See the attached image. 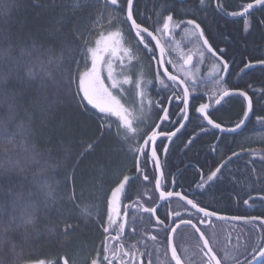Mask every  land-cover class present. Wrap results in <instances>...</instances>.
I'll return each mask as SVG.
<instances>
[{
    "label": "trees",
    "instance_id": "16d2710c",
    "mask_svg": "<svg viewBox=\"0 0 264 264\" xmlns=\"http://www.w3.org/2000/svg\"><path fill=\"white\" fill-rule=\"evenodd\" d=\"M238 1L248 0H228L226 6L236 5ZM76 3L86 6L75 8L73 5ZM197 3L199 0H135V17L138 22L149 17L156 21L157 14L171 11L177 19L183 20L196 18L197 13L208 17L206 29L211 32L214 42L229 45L232 54L254 57L264 50V30L254 26L250 34L245 36L240 24L221 22L219 16L208 11L213 9L211 2V6L201 9ZM125 5L126 0H120V6ZM120 6L115 7L119 14ZM109 7L105 6L104 0H3L0 3L2 264H17V257L11 252L8 241L15 244L21 260H57L64 256L72 260L78 252L85 253V258L89 259L105 236L102 225L107 223V197L110 189L123 174H135L138 177L139 181L134 180L131 185L135 192L134 202L139 201L141 204L143 189L140 183L143 181L140 174L135 172V154L130 150L136 141L130 145L124 142L121 136H117L113 124L111 132L105 133L104 139L94 151L81 155L86 144L99 135L100 114L94 109L84 111L78 104V98L73 96L76 83L72 78L78 67L73 62V56L80 61L79 68L82 67L84 55L80 49L83 41L74 45L76 51L73 55H69L64 41L71 39L76 28L90 41L97 22L108 13ZM262 11L261 17L264 18V8ZM126 25L123 22V26ZM144 59L149 62L151 80H156L152 59ZM159 85L158 81H154V88L150 92L153 101L160 100L161 109L148 110L149 116L139 126L142 132L153 128L167 103L169 89ZM180 123L177 121L170 129L168 122H165L162 129L166 132L175 131ZM185 129L171 143L161 166L167 181L172 174H177L176 180L179 179L183 186L180 191L187 195V191L194 188L190 184L195 178V170L190 164L196 154L184 150V145L176 144L180 140L189 139L188 134L184 133ZM10 139L12 142H9ZM165 142V139L158 141L160 151L165 147ZM257 156L256 162L253 157H246L248 166L259 167L255 172L241 170L229 176L232 179L228 178L221 187L225 192L224 198H219L221 191H214L208 193L209 197L204 201L193 199L223 216L235 215L232 211L234 200L238 196L242 198L241 194H245L250 187H257L259 182L264 183V159ZM147 162L144 161L146 169ZM174 167L180 169L173 172L170 168ZM147 174L153 178L151 185L155 187V170ZM238 190L243 192L240 194ZM153 194L158 201L155 188ZM183 207L186 208L173 200L170 210L181 212ZM85 208L90 215L82 211ZM142 215L144 219L152 220L150 215L143 212ZM183 217L188 218V215ZM28 218H32L34 223L26 224ZM192 219L195 223L196 219ZM64 221L77 225V229L64 235L61 231ZM229 225L227 222L216 221L204 229L207 235L209 230L211 235L215 233V239V236L220 238L217 242L214 239V249H223L228 245L231 239L227 227ZM128 226L136 225L130 221ZM136 233L140 234L138 231ZM185 233H189L193 253L200 260L196 249L199 242L197 233L191 227L184 226L177 234L178 239Z\"/></svg>",
    "mask_w": 264,
    "mask_h": 264
},
{
    "label": "snow or ice",
    "instance_id": "6c2138e0",
    "mask_svg": "<svg viewBox=\"0 0 264 264\" xmlns=\"http://www.w3.org/2000/svg\"><path fill=\"white\" fill-rule=\"evenodd\" d=\"M3 3V0H0ZM105 6H120V0H104ZM200 5H204L206 0H199ZM39 6V5H37ZM76 3L73 5L75 8L84 7ZM218 7H221L218 5ZM256 8H264V0H250V2L244 3L240 6L239 11H232L228 13L233 17L243 18V31L248 33L254 26V22L250 19L252 10ZM120 16H113L112 13L108 14V24L114 30L104 31L101 30L96 33L94 41L90 42L83 34L80 33L79 28H76L72 32L71 39H65L64 43L68 49L69 55H73L76 51L74 45L83 41L81 52L84 55V68L80 70V61L75 60L73 56V62L78 65L76 75L72 78V81L76 83V91L73 94L74 98H78V104L84 111L96 110L99 116V135L88 142L84 147V151L81 155H86L96 149L100 142L104 139L105 133L111 132L113 124L116 127L117 136H122L125 142H130L136 139V144L130 150L135 153V172L140 174L143 181L150 182V176L141 168L140 157H144L146 160L151 159L154 163L156 171L159 173L154 177L155 191L159 192L160 200H169L172 197H177L180 201H184L186 206H190L192 211H187L188 218H184L179 211L169 212L164 219H161L157 213L156 207L143 206L139 201L135 202L137 208L141 209L144 213H149L156 216L155 227H158L165 233V239L167 241V248L164 251V256H169V264H185L184 259L178 253L177 246L173 243V234H176L181 226H190L198 234V243L196 244L197 254L200 256V264H264V236L260 239V245L258 248L253 247L251 258L247 257L244 261H240L233 253L230 244L226 245L223 249H214V233L209 236L202 230L201 226L211 227L213 224L212 218L216 219H230L233 221H247L257 222L259 221V229L264 230V216H231L226 217L220 215L216 210H209L206 206H201L194 199H190L186 194L174 190H162L161 180L165 177V174L161 168L160 159L157 153L156 141L160 136H166L169 140L174 137L181 128L185 127L183 123H180V127L175 131L163 132L158 131L160 125L157 124L150 131L142 132L139 125L143 123L139 114H143L146 106H151L152 101H146V93L144 90L145 83H151V81H145L144 73H133L131 69L134 67V61L137 59L136 49L132 47L123 46L126 41L124 40V33L120 27L115 26L114 21L122 19L123 22L128 23L131 31L134 32L137 38V43L142 45L143 48L151 54V59L156 61L155 79L163 85L165 88L172 89V97L175 100L180 101L183 104V108L180 111L184 114L183 119H188L187 109L189 108V101L192 98L193 93L197 91L199 81L194 78V74L190 72V68L193 65L194 58H199L200 62L206 58L207 55L215 58L216 63L212 64L209 76L214 83V89L209 95L208 102L200 103L196 107L195 111L202 118V122H206V125L211 126L214 129L219 130L222 133H236L237 130L242 127H246L247 122H250L251 116L255 115V107L253 96L249 95V91L241 89L239 87H230L226 82V76L230 74V62L225 59L226 49L213 46L210 43L209 38L205 34L204 28L196 18L189 19H177L175 14L171 11H167L166 14H157L158 19L153 22L151 26L143 22H138L135 17L134 0H126L125 6H120ZM101 17L103 13L100 14ZM64 19V17H61ZM151 19V18H149ZM97 26L103 29V26L97 22ZM255 26H258L261 30H264V18H259L255 21ZM176 29H180L184 35L188 38L189 43H193L196 47V51L185 50L179 45L176 46L175 59H167V56L172 54L173 49L168 45L171 44L170 37L173 35ZM59 31V29H57ZM149 37L150 40H147ZM155 44L152 45L151 42ZM159 52V56L156 52ZM110 53V55L119 61V72L116 71L111 60L107 61V77L106 79L111 82L110 87L105 84L104 78L101 76L100 62L103 60L101 53ZM62 59V57H61ZM168 65L171 66V70ZM259 68L264 71V58L247 59L243 62V66L239 69L240 73H245L247 70H254ZM223 73V74H221ZM119 77H122L120 79ZM129 86V88H125ZM115 89L120 95L114 94L110 90ZM248 89H252L253 95L256 94L252 84L247 85ZM129 89L135 90V96L132 100L131 106L122 102L123 94ZM259 95L264 98V89L259 90ZM233 96L242 97L245 104L242 111V116L236 121L232 127H226L222 123L217 122L212 118L210 109L215 105H221L226 98ZM91 106V108H89ZM163 116L160 117L161 121L168 120L169 111L167 108H162ZM115 118V120H113ZM257 123L264 125V115L256 116ZM207 131V128L202 126L201 132ZM198 134H194L188 141L186 146H190L195 142ZM219 139V137H217ZM12 142V139L9 140ZM251 156L260 155L261 159H264V148L260 149H242ZM167 152V147H165ZM240 153L232 152V155L211 170L205 177L203 174L200 177V182L196 185L197 188L203 189L209 182H214L220 176H222V170L231 163L232 157L239 156ZM255 172V169H253ZM138 177L128 174H123L115 185L110 189V193L107 197V223L102 225L104 239L101 241L100 246L95 250V253L90 256L87 264H144L143 257L149 256L151 253L147 250L141 251L139 242L126 243L124 240L125 229L128 227V213L127 211L121 213L118 205L121 203L122 198H125L126 188ZM172 185L177 184V180L173 177L171 181ZM74 198V193H73ZM249 199H245L243 203L249 205ZM264 200V197H261ZM85 214L90 215L87 208L82 210ZM202 214V215H199ZM123 218L121 219V217ZM196 216V222H193L192 217ZM169 217L171 219L169 220ZM166 220H169L166 223ZM26 224H33L32 218H28L25 221ZM135 218H133V224ZM59 228V225L56 226ZM77 225L69 224L64 221V227L61 229L64 235H68L70 231H75ZM135 232V228H132ZM158 234L145 233V240L157 241ZM243 237L238 236L237 241L242 240ZM3 237L0 236V241ZM11 244V252L17 257V264H74L69 257H60L57 260H49L45 258H35L21 260L20 254L16 253V246ZM239 245H237L238 251ZM145 249L147 245L145 244ZM185 251H187L185 249ZM2 264V261H0ZM147 264H152L151 259Z\"/></svg>",
    "mask_w": 264,
    "mask_h": 264
},
{
    "label": "flooded vegetation",
    "instance_id": "af4514ba",
    "mask_svg": "<svg viewBox=\"0 0 264 264\" xmlns=\"http://www.w3.org/2000/svg\"><path fill=\"white\" fill-rule=\"evenodd\" d=\"M228 0H206V3L204 5H200V3H197L198 8H205L206 6H211L212 8L208 11L218 17V19L223 21L224 23H232V24H240L242 28L243 34L247 36L250 34L251 30L254 29L255 21L259 18H262L261 15H263L262 8L254 9L251 12L250 19L253 20L254 26L253 28L248 32L245 33L243 31V18L241 17H233L231 15H228V13L232 11H239L240 6L244 3L250 2L248 1H238V4L231 5L229 4L226 6V2ZM211 2V3H210ZM220 5L221 7H218ZM213 10V11H212ZM211 17V16H210ZM151 18V19H149ZM149 18H142V22L146 23L147 25L151 26L154 22L152 20V17ZM196 19L198 22L201 23V26L205 30L206 36L209 38L210 43L213 44L214 47L217 49L224 48L226 49L225 52V59H227L230 62V74L227 75L226 82L228 86L230 87H239L241 89H245L249 91V95L253 96L254 100V107H255V115L251 116L250 122H247L246 127H243L240 131H237L236 133H222L217 129L212 128L211 126L206 125V122H202V118L200 115L195 111L196 107L199 106L200 103H206L208 102L209 95L214 89V83L212 82L209 72L211 71L212 64L216 63L215 58L211 57L210 55H207L206 58L203 60V62L199 61V58H194L193 65L190 68V72L194 74V78L199 81V85L197 88V91L193 93L192 98H190L189 101V108L187 109L188 119L184 120L183 116L184 114L180 111L181 108H183V104L180 103V101L175 100V98L172 97V89L171 88H165L166 90L169 89V97L168 100L171 98L172 104L169 109V114L171 116V120H168L165 122H168L170 129L174 126V124L178 121L181 123L187 122L186 129L184 131L185 134H188L189 139L194 135L198 134L197 138L195 139V142L191 144L190 146L187 145V141L180 140V143H176L178 146L184 145V150H189L190 152H194L196 155H194L193 160L191 161V167L194 168L195 171H193V174L195 175L194 180H192L190 186H194L193 190L187 191V196L191 199H201L202 201L205 200V198L208 196V193H213L214 191L220 192L219 198L222 199L225 196L224 190H222L223 184L227 181V179H232L231 176L235 172L238 171H253V169H258L259 167L256 166L254 168L253 165H247L248 162H246V157H253L254 162L257 161L258 156H251L247 152L242 151V149H260L264 148V125H261L257 123L256 116L258 115H264V98H261L259 95V90L264 89V76H260V74H264V71L260 70L259 68H256L254 70H247L245 73H240L239 69L243 66V62L247 59H258V58H264V50L261 51L260 55H256L254 57H247L243 54H232L231 51H229V45H226L224 43H217L214 42L212 36L210 35L211 32H209L206 29V23L208 20V17H202L201 15L196 13ZM218 20V21H219ZM221 21V22H222ZM125 28H128L127 35H124V38L126 39V47H132L136 49V53L143 52V55H146L147 58L151 59V54L148 53L142 45H139L137 43V38L135 37V34L133 31L130 30L129 25L127 23ZM125 29L123 28V31ZM147 40H150L149 37H146ZM171 44L168 45L173 49L172 54L170 56H167V59H175L176 55V46L179 45L181 48H184L185 50H192L193 52L196 51V47L193 43H189L188 38L184 35V33L180 29H176L173 35L170 37ZM152 45L155 44L154 41L151 42ZM156 55L159 56V52L157 50ZM152 67L153 70H156V61L152 60ZM169 69L171 70V66L168 65ZM257 72V73H255ZM223 74V73H221ZM263 80V81H261ZM252 84L254 89H256V94L253 95L252 89H248L247 85ZM154 88V87H153ZM158 99L157 101H152L154 107L153 108H159L161 109V104ZM166 105L163 107L165 108ZM244 100L242 97L239 96H233L231 98H226L224 102H222L221 105H215L212 109H210L211 116L213 119H215L217 122L222 123L226 127H232L233 124L238 121V119L242 116V111L244 107ZM151 107V109H153ZM150 109V110H151ZM163 114V111L161 115ZM161 117V116H160ZM159 117V119H160ZM147 118V114L144 118V120ZM153 118V117H152ZM158 119V120H159ZM158 120L156 121V124H158ZM163 122V123H165ZM163 126V125H162ZM162 126L159 131H163ZM204 126L207 128V131L201 132V127ZM166 132V131H163ZM170 132V130H169ZM181 134V133H180ZM179 136V135H178ZM177 136V137H178ZM219 137V139H217ZM176 138V137H175ZM174 138V139H175ZM160 139H165V147H167L169 144V139L166 136H161L156 141V147H157V153L162 161L166 158L167 153L171 147V143L174 141H171V145L168 149V151L165 153V147L163 150L160 151L161 145H157L158 141ZM163 151V152H162ZM240 153L237 157H232V161L226 168L222 170V176H220L217 180L214 182H209L205 185L203 189H199L196 187V185L200 182V177L203 174L205 177L207 174L214 170L216 166H218L222 160H225L227 157L232 155V152ZM162 152V153H161ZM181 152V150H180ZM259 155V154H258ZM140 165L144 168H142L144 171H151L155 170V176L157 175V171L155 169L154 163L151 161V159H147V167L146 169L144 167L146 160L144 157L140 158ZM199 159V160H198ZM170 161V158H169ZM168 161V164H169ZM252 161V160H251ZM200 163V164H199ZM242 169L240 168L242 165ZM180 168L174 167L170 168L171 171H178ZM163 170V167H162ZM177 174H172V177L167 181L165 177L161 180V186L162 190H174L179 191L182 190L183 186L179 183V179L177 180V184L175 186L172 185L171 181L173 177L176 179ZM139 181L138 179H135ZM143 181V179H142ZM261 184V185H260ZM141 188L143 189V196L140 197L141 204L145 207L151 206L157 208V213L161 219H164L166 214L171 212L170 205L173 200H176L182 203L178 199L167 200L163 202L164 204H161V206H157L160 199L159 194L157 191L156 195L158 198V201H156V198L153 194V187L150 182L140 183ZM249 187V186H248ZM258 189V190H257ZM264 189V183L259 182L257 187H250L248 190H246L245 194H241L242 192H238L241 194L242 198L239 196L234 200L232 207V211L235 215H229V216H264V200H261V197H264V191L260 190ZM255 190H257L255 192ZM135 192L133 189V186L130 185L126 188V194L125 198H122L121 200V206L120 211L121 213L127 211L128 213V225L131 221V224H133V218H135V230L138 231L140 234L133 232V227H127L125 229V235L124 240L126 243H134L139 242L140 244V250L141 251H149L151 253L149 256H144V264H147L148 260L151 259L152 264H169V258H170V251L169 256H164V251L167 248V241L165 239V233L161 231L158 227H155V217L149 213H146L150 215L152 218L151 221H148L144 219V215H142V210L137 208L135 205V202L133 199H135L134 196ZM246 195V196H245ZM256 195V196H255ZM209 197V196H208ZM251 197L252 199L249 200V205H245L243 201L245 199H249ZM211 204V203H210ZM185 206V205H184ZM186 207V206H185ZM217 209V207H214ZM187 211H192L190 208L187 209ZM186 208L183 207L182 211L180 212L182 216L187 215ZM194 212V211H192ZM223 212V211H222ZM144 213V212H143ZM123 218V216H122ZM193 218L196 219V216H193ZM171 217H169V220ZM169 220H166V223L169 222ZM231 225L227 226L229 230V238H231L228 242V245L230 244L231 249L233 253L236 255V258L240 261H244V259L247 257L248 259L251 258L252 248L256 247L258 248L260 245V239L262 236H264V230L259 229L260 222H227ZM213 225V224H212ZM205 228L204 226H202ZM182 228V227H181ZM178 229L177 233L174 235V244L177 246L178 253L181 255V257L184 259L185 264H200V260L198 257L195 256L192 250L191 246V239L189 236V233H185L181 238L178 239V232L181 230ZM208 228V227H207ZM151 233V234H158L157 241H151V240H145V233ZM215 234V233H214ZM134 235V236H133ZM241 236L243 237L242 240L237 241V237ZM215 241H219L220 238L215 236ZM133 238V239H131ZM178 239V240H177ZM145 244L147 245V249H145ZM237 245L238 251H237ZM185 249L187 251H185Z\"/></svg>",
    "mask_w": 264,
    "mask_h": 264
},
{
    "label": "rangeland",
    "instance_id": "374dc122",
    "mask_svg": "<svg viewBox=\"0 0 264 264\" xmlns=\"http://www.w3.org/2000/svg\"><path fill=\"white\" fill-rule=\"evenodd\" d=\"M115 7H117V6H111V5H110L109 10H108V13L105 14V15L101 18L102 20H100L99 24L103 26V29H101V27H98V26L94 29L95 31H94L93 35L90 37V41H91V42L94 41V39H95V35H96L97 32H99V31H101V30H104V31L114 30V28L110 27L109 24H108V14H109V13H112L113 16H120L121 14H119V13L116 11ZM114 24H115V26L120 27L122 31H123V28H124L125 30L123 31V33H124V35H125V34L127 35V33H128V28H125V27L123 26V20H122V19H120V20H115V21H114ZM124 40L126 41L125 38H124ZM125 45H126V43H125L123 46H125ZM125 47H126V46H125ZM101 55L103 56V60L100 62L101 76H102V78H104V80H105V84L108 85V86L110 87L111 82L108 81V80L106 79V77H107V61H109V60L112 61V63H113V65H114V67L116 68V71H117V72H119V70H120V68H119V61H118L117 59L113 58V57L110 55V53H104V52H102ZM144 56L147 58L146 55H144ZM144 56L141 54V52L137 54V59L133 62V63H134V67L131 69V71H132L133 73H136V74H139V73L143 72V73H144V79H145V81H151V83H145V85H144V90H145V93H146V101H145V103H146V105H147V100H151V101H153V99H152L153 96H152V93L150 92V90L153 89V87H152V86H153V82H154V81H158V80H151L150 75H151L152 73H149V71H150V70H149L150 65H149V62H148L147 60L144 59V58H145ZM84 61H85V58L83 59V62H84ZM83 68H84V63H83V65H82V67H80V70H83ZM149 74H150V75H149ZM119 78L122 79V77H119ZM159 84H160V83H159ZM159 86H160V87H164V86L161 85V84H160ZM125 88H129V86H125ZM110 90L113 91L114 94H117L118 96L120 95L115 89H111V88H110ZM134 96H135V90H134V89H129V90L126 91V92L123 94V96L121 97V98H122V102H125L127 105L131 106V104H132V100H133ZM152 103H153V102H152ZM90 107H91V106H90ZM151 107L153 108L154 105L152 104L151 106H146L142 115L138 113V115L140 116V119H141L142 121L144 120L146 114H147V116H149L150 113H149L148 110L151 109ZM95 111H96V110H95ZM98 114H99V113H98ZM100 115H101V114H100ZM113 120H115V118H113ZM140 125H141V124H140ZM140 125H139V126H140ZM121 139L124 141V139H123L122 136H121ZM135 141H136V138L133 139V140H131L130 142H127V143L130 145V143L133 144V142H135ZM124 142H125V141H124ZM133 153H134V152H133ZM134 154H135V153H134ZM120 206H121V203L118 205V208H119V209H120ZM207 233H208L209 236H211L209 230H208ZM84 254H85V253H84ZM84 254L81 253V252H80V253L78 252V254H76V256H75L71 261H73L74 264H87V259H88V258L86 259ZM89 258H90V257H89Z\"/></svg>",
    "mask_w": 264,
    "mask_h": 264
},
{
    "label": "bare ground",
    "instance_id": "6f19581e",
    "mask_svg": "<svg viewBox=\"0 0 264 264\" xmlns=\"http://www.w3.org/2000/svg\"><path fill=\"white\" fill-rule=\"evenodd\" d=\"M135 1V0H134ZM256 9H258V8H256ZM169 103H170V106H171V104H172V101H171V98L168 100V103H167V106L169 105ZM167 106H166V108H167ZM169 109H170V107H169ZM169 109H168V111H169ZM164 114V113H163ZM163 114L161 115V116H163ZM161 121V119H159L158 120V124H159V122ZM167 121V120H166ZM163 122H165V121H163ZM162 122V123H163ZM184 123H185V121H184ZM183 123V124H184ZM164 124V123H163ZM162 124V125H163ZM186 124H187V122H186ZM186 124H185V127H183V128H181L180 129V131L179 132H177V134L174 136V137H172L171 138V140H169V142H168V146H167V151H168V149H169V147H170V143H171V141H173L174 140V138L175 137H177L185 128H186ZM180 127V126H179ZM237 131H240V130H237ZM161 137V136H160ZM159 138V137H158ZM158 138H157V140H158ZM166 153V152H165ZM141 158V157H140ZM160 159V158H159ZM141 160V159H140ZM160 163H161V160H160ZM161 168H162V166H161ZM156 174V173H155ZM159 173L157 172V175H158ZM163 179V178H162ZM154 186H155V182H154ZM158 194H159V192H158ZM256 196V195H255ZM173 199H178L177 197H172ZM172 198H170L169 200H172ZM179 200V199H178ZM163 202H165V200H160L159 201V203H158V205L157 206H161V204H164ZM182 203H184V205L186 206V204H185V202L184 201H181ZM186 208H190L189 206H186ZM191 209V208H190ZM192 210V209H191ZM192 211H195V210H192ZM199 215H202V214H199ZM221 215V214H220ZM223 216V215H222ZM226 216H228V215H226ZM231 217V216H230ZM155 220H156V217H155ZM212 221L213 222H216V221H218V222H227V220L226 221H224V220H219V219H214V218H212ZM182 227H184V226H182ZM188 227H190V226H188ZM202 227V226H201ZM193 229V228H192ZM197 236H198V234H197Z\"/></svg>",
    "mask_w": 264,
    "mask_h": 264
},
{
    "label": "water",
    "instance_id": "95a60500",
    "mask_svg": "<svg viewBox=\"0 0 264 264\" xmlns=\"http://www.w3.org/2000/svg\"><path fill=\"white\" fill-rule=\"evenodd\" d=\"M169 107H170V103H169V105L167 106V109H169ZM162 122H163V121H160V122H159L160 128H161V126H162V124H163ZM185 124H186V122L184 123V125H185ZM160 128L158 129V131L160 130ZM242 128H243V127H242ZM242 128H241V129H242ZM241 129H239V130H241ZM189 207H190V206H189ZM226 217H230V216H226ZM213 218L215 219V217H213ZM219 220H221V219H219ZM223 220H224V221L227 220V221L235 222V223H237V222H247V221H243V220H239V221H233V220H230V219H223ZM174 235H175V234H173V239H174ZM173 243H174V240H173Z\"/></svg>",
    "mask_w": 264,
    "mask_h": 264
}]
</instances>
